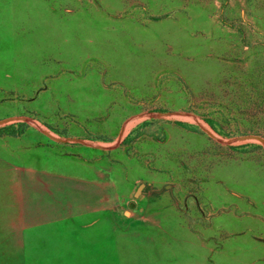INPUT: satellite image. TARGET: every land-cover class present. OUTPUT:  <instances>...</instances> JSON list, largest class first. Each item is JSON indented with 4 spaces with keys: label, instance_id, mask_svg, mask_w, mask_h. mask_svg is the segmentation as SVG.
Listing matches in <instances>:
<instances>
[{
    "label": "rangeland",
    "instance_id": "obj_1",
    "mask_svg": "<svg viewBox=\"0 0 264 264\" xmlns=\"http://www.w3.org/2000/svg\"><path fill=\"white\" fill-rule=\"evenodd\" d=\"M0 264H264V0H0Z\"/></svg>",
    "mask_w": 264,
    "mask_h": 264
},
{
    "label": "water",
    "instance_id": "obj_2",
    "mask_svg": "<svg viewBox=\"0 0 264 264\" xmlns=\"http://www.w3.org/2000/svg\"><path fill=\"white\" fill-rule=\"evenodd\" d=\"M128 206H133V202L132 201L128 202Z\"/></svg>",
    "mask_w": 264,
    "mask_h": 264
}]
</instances>
